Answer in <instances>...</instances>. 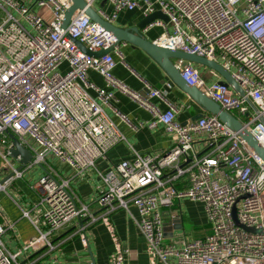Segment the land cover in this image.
Here are the masks:
<instances>
[{
	"label": "built area",
	"instance_id": "built-area-1",
	"mask_svg": "<svg viewBox=\"0 0 264 264\" xmlns=\"http://www.w3.org/2000/svg\"><path fill=\"white\" fill-rule=\"evenodd\" d=\"M96 0H83L92 7ZM109 14H98L111 23L124 11H139L145 18L156 11L168 22L156 20L157 45L193 54L219 64L242 90L214 81L206 84L192 63L175 61L182 80L217 103L237 119L264 149V0H107ZM70 0H0V162L10 174L1 184L18 207L21 218L32 226L35 237L14 253L2 241L12 231L0 225V264H22L19 259L41 249L53 250L51 239L76 223L84 237L88 226L102 222L110 231V216L117 210L138 213L135 225L145 241L150 264H264V162L217 116L207 114L180 124L176 110L160 112L150 104L162 90L145 85L142 97L113 76L115 57L123 58L116 38L92 22L84 10L77 11L65 29L62 21ZM47 9L45 21L33 8ZM95 54L88 55L75 43ZM66 64V68L62 65ZM97 73L105 89L90 82L87 73ZM214 76H220L213 70ZM120 92L148 109L155 121L174 138L173 146L158 155H141L128 144L105 108L111 107L113 92ZM121 121L126 117L117 111ZM13 135L28 150L31 161L16 169L9 161ZM203 152L196 150V140ZM125 142L132 159L97 168L107 153ZM69 168L62 176L47 159ZM15 161L21 165L18 156ZM39 165L44 172L36 183L27 184L35 196L32 211L38 221L6 193L25 171ZM99 181L93 214L76 194L72 180ZM188 200L202 205L209 232L203 238L164 244L166 209ZM126 250L116 249L110 264H125Z\"/></svg>",
	"mask_w": 264,
	"mask_h": 264
},
{
	"label": "crops",
	"instance_id": "crops-1",
	"mask_svg": "<svg viewBox=\"0 0 264 264\" xmlns=\"http://www.w3.org/2000/svg\"><path fill=\"white\" fill-rule=\"evenodd\" d=\"M27 2L31 6L34 4L33 0H26ZM92 8L100 15L101 13L109 14L112 10L107 0H96L92 4ZM33 11L45 21H50L51 15L47 9L34 7ZM143 18L137 10L124 11L117 15L112 24L122 29H128L135 27ZM141 34L148 41L155 42L162 34V29L159 27L146 28L141 31ZM119 51L124 63L115 57L118 62L112 73L115 79L134 92L142 91L146 84L162 90L159 82L165 74L146 53L126 43L119 46ZM193 66L199 71L206 84L220 81L218 76L211 73V69L195 64ZM62 68L65 69L66 64H63ZM87 77L90 82L105 89V83L97 73L89 71ZM112 92L114 99L111 101V107L105 108V111L136 152L141 155H158L172 148L174 138L166 133L158 123L151 126L155 118L148 109L139 106L137 102L120 92ZM162 94L163 96L160 99H151L150 104L154 105L160 112L166 111L169 106L173 107L176 110L175 121L180 124L195 121L197 117L208 114L176 86L169 92L163 91ZM114 111L125 116L127 121H121L114 114ZM195 140L198 153H202L203 146L200 145L202 139L196 137ZM106 158L107 162L101 160L96 162L98 169L106 171L110 166L121 161H129L132 159V153L128 145L123 142L113 147L107 153ZM24 174L22 179L16 180L12 185H15L31 202H34V194L29 190L27 183L23 182ZM99 185L100 183L94 175H90L88 179L72 180V186L76 194L96 215L101 211L94 203L97 196L96 188ZM195 206L200 210L198 215L192 213ZM0 207L14 224L15 251H17L35 237V232L29 222L21 218L18 207L4 193H0ZM164 213L165 226H173L174 218H179L182 231H184L188 220L199 224L201 219L202 222L206 223L202 205L188 200L176 202L173 207L166 209ZM137 218L138 213L134 207H129L128 212L117 210L110 216L109 224L112 226V231L99 221L85 228L84 237L79 232V226L73 223L57 232L51 239L54 246L53 250L41 249L31 252L21 257L19 262L22 264H110L111 256L119 248L120 250H126V253L123 254L125 264H150L145 250V241L135 225ZM177 232H173L172 239L179 241L182 234L176 237ZM207 233L201 235V238ZM183 236L184 239H197L194 234L191 235V238H187L186 234H183Z\"/></svg>",
	"mask_w": 264,
	"mask_h": 264
},
{
	"label": "water",
	"instance_id": "water-1",
	"mask_svg": "<svg viewBox=\"0 0 264 264\" xmlns=\"http://www.w3.org/2000/svg\"><path fill=\"white\" fill-rule=\"evenodd\" d=\"M41 1V0H33ZM71 6L65 12L62 28L65 29L70 22L71 18L77 11L84 10V14L89 17V19L98 24L100 27L104 28L105 31L109 32L116 38V45L120 46L122 43L131 45L132 47H137L146 53L162 70L165 74L163 79L159 82L164 92H169L174 86L179 88L184 94H186L194 103L202 107L205 112L210 115L217 116L220 122H222L228 129L233 132H237L242 140L250 147L254 153L261 158L264 162V149L252 138L250 133L245 129V127L235 119L230 113L222 111L220 106L204 96L197 88L189 87L182 80L179 70L175 67L176 60H182L184 62H189L195 65L203 66L215 71L220 76L219 84L230 86L236 91L240 96L243 95L242 90L238 87L236 82L232 79L230 73L225 71L219 64L209 61L205 58L198 57L193 54L184 53L178 50H171L163 46L157 45L153 42L148 41L143 37L141 31L145 30L151 23L156 20H162L167 23L168 19L160 11H156L153 14L143 18L138 24L133 28L122 29L116 27L115 25L104 21L98 13L92 8L87 6L83 0H70ZM77 46L86 54L94 56H103L107 54L110 50L100 51L95 54L87 52L84 47L75 41ZM142 97H145L149 92L147 88L142 89V91L137 92ZM201 117V116H199ZM197 117V119H199ZM196 120V119H195ZM259 122L264 124V119L260 118ZM9 139L12 142V148L10 149L11 157L16 159L18 156L21 158V169L23 166L27 165L31 159V153L23 148L18 140L11 134H9ZM4 178L0 183L2 184L5 180ZM179 218H174L173 226H164V233L166 239H171L173 237V232L181 230Z\"/></svg>",
	"mask_w": 264,
	"mask_h": 264
},
{
	"label": "rangeland",
	"instance_id": "rangeland-1",
	"mask_svg": "<svg viewBox=\"0 0 264 264\" xmlns=\"http://www.w3.org/2000/svg\"><path fill=\"white\" fill-rule=\"evenodd\" d=\"M24 2H26V0H22ZM30 2V1H29ZM29 2H27L26 4H29ZM203 67V66H202ZM206 68V67H205ZM172 136V135H171ZM201 145L205 146V142H202ZM196 150L198 151V148H196ZM9 161L14 165V167L17 169L20 167V164L17 163L15 161L14 158L9 157L8 158ZM48 164L54 169L56 170L58 173H60L62 176H66L67 174L70 173L69 168H67L64 165L59 164L56 161H53L52 159L48 158L47 159ZM44 172V168L42 166L36 165L34 166L32 169L28 170L25 174H24V178H23V182L29 184H33L36 183L37 180L39 179V177L42 175V173ZM10 174V170L3 165V163L0 162V182L6 178L8 175ZM25 183V184H26ZM6 193L18 204V206H20L23 210L25 211H30V216L33 220L38 221V216H39V211H32L34 208L35 203L31 202L24 193H22L20 190H18L15 185H10L7 187L6 189ZM193 215H198L199 213V208L197 206H195L193 208ZM197 217V216H194ZM12 224V221L7 217V215L3 212L2 208L0 207V225L7 229L8 225ZM208 225L205 222H202L201 219L199 220V224H197L196 222L193 221H186V226L184 228V231L179 230V232H177V236L179 237L180 234L181 235V240L179 241H183L184 240V236L183 234H186L187 238H191V235H195L197 238H201V235H204L205 233H207L208 230ZM8 232V233H7ZM4 236L2 237V241L5 244L6 248L11 252L14 253L15 252V231H10L8 230ZM179 233V234H178ZM202 233V234H200ZM208 234V233H207ZM206 234V235H207ZM186 240H191V239H186ZM177 241V239H165L164 240V244L166 245H170V244H174Z\"/></svg>",
	"mask_w": 264,
	"mask_h": 264
}]
</instances>
